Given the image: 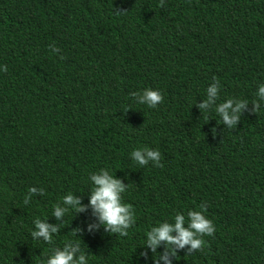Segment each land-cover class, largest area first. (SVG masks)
I'll return each instance as SVG.
<instances>
[{
    "label": "trees",
    "instance_id": "obj_1",
    "mask_svg": "<svg viewBox=\"0 0 264 264\" xmlns=\"http://www.w3.org/2000/svg\"><path fill=\"white\" fill-rule=\"evenodd\" d=\"M262 85L264 0H0V264H41L76 240L88 264H154L146 232L205 203L214 235L172 264H264ZM145 89L163 103L139 104ZM230 98L248 101L234 128L215 111ZM138 148L163 167L132 160ZM101 169L129 184L127 237L89 231ZM32 187L44 194L25 205ZM69 193L87 210L57 221ZM37 218L62 224L53 244L32 238Z\"/></svg>",
    "mask_w": 264,
    "mask_h": 264
},
{
    "label": "clouds",
    "instance_id": "obj_2",
    "mask_svg": "<svg viewBox=\"0 0 264 264\" xmlns=\"http://www.w3.org/2000/svg\"><path fill=\"white\" fill-rule=\"evenodd\" d=\"M160 7H164V0H160ZM59 50V49H58ZM63 59V57H61ZM3 71H7V67H3ZM216 84L207 89V99L199 107L203 111L210 105L214 104L217 99V86L220 85L219 80L213 77ZM135 95V94H134ZM259 101H264V85L260 86L258 92ZM164 97L161 91L145 89L143 94L139 96V104H146L149 108H156L163 103ZM259 101L254 100V112L259 110ZM247 100L230 98L225 103L215 107L216 113L222 117V122L228 128H234L240 119V113L247 107ZM213 136L216 130L212 129ZM132 160L140 166H146L152 162L156 167H163L160 163L161 153L158 150L149 148H138L131 152ZM93 187L91 188V196L89 206L93 215L99 220V225H90L89 231L93 228L103 226L104 230L109 234H118L120 237H127L128 230L136 223V215L132 205L123 202L122 194L125 193L128 185L122 180L115 178L107 169L90 175ZM43 195L42 188L32 187L25 196L24 204L27 205L33 195ZM61 205H64L63 207ZM69 210L75 213L85 212L87 208L81 206L80 199L73 196L72 193L63 197L62 204L57 203L54 206L52 216L57 221L63 220ZM207 211V205L201 204L200 210H189L187 219L184 215L177 212L172 222L165 221L159 223L158 226L152 227L146 232V241L144 248L149 249L153 253L154 264H172L173 258L176 259L177 253L181 250L186 251V255H191L197 251L203 252L207 246L203 237L213 236L216 229L213 221L204 214ZM187 225V226H185ZM61 225L49 224L47 220L39 218L34 220V231L31 232L33 239H41L47 244H53V236L57 234ZM80 229L73 230V235L78 236ZM163 245V253H157V249ZM148 253L142 252L141 256L147 258ZM41 264H88V257L82 252L80 240L67 241L62 248L54 247L51 254L41 261Z\"/></svg>",
    "mask_w": 264,
    "mask_h": 264
}]
</instances>
